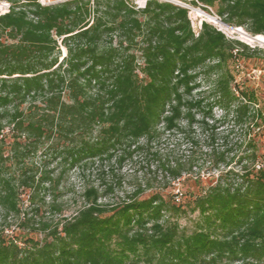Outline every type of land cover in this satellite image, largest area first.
<instances>
[{
	"label": "trees",
	"instance_id": "16d2710c",
	"mask_svg": "<svg viewBox=\"0 0 264 264\" xmlns=\"http://www.w3.org/2000/svg\"><path fill=\"white\" fill-rule=\"evenodd\" d=\"M172 1L264 36V0ZM0 2V134L12 133L7 156L0 141V210L18 216L20 188L35 203L69 170L96 165L103 181L60 230L39 222L50 231L41 241L19 248L0 236V264H264V103L234 75L256 49L206 22L195 33L188 9L166 0ZM172 138L185 155L158 148ZM41 148L59 160L55 179L27 162ZM127 162L150 181L216 174L185 207L197 214L191 231L173 220L186 210L156 192L141 198L140 186L99 202Z\"/></svg>",
	"mask_w": 264,
	"mask_h": 264
},
{
	"label": "rangeland",
	"instance_id": "374dc122",
	"mask_svg": "<svg viewBox=\"0 0 264 264\" xmlns=\"http://www.w3.org/2000/svg\"><path fill=\"white\" fill-rule=\"evenodd\" d=\"M63 0H40V3H54ZM146 0H132L133 4L137 8H143ZM188 2L189 0H184ZM180 2V1H176ZM188 7V17L191 23V27L195 33L200 30L202 22H206L214 26L217 30L222 32L228 39H233L243 43L249 50L256 49L257 52L253 58L246 60H239L234 66V75L237 82H244L247 86L252 87L260 101V105L264 103V62L262 56L264 54V40H258L256 36H252L246 32L245 28L228 27L220 21V19L214 14L213 10H210V14L204 12L200 8L193 7L186 3L180 2ZM6 4L0 2V14L6 12ZM193 9V10H191ZM197 10L202 14L212 17V20L219 22L222 26H217L212 23L207 17L195 12ZM216 25V26H215ZM264 39V36H261ZM246 52V51H245ZM218 115L219 113L216 112ZM12 133L8 128L0 134V141L4 140L5 156L8 154L9 143L11 142ZM259 146V167L264 165V126L258 131L256 137ZM158 148L162 150L174 149L176 156L185 155V151L188 149L186 143L181 142L177 138H172L166 141H162L158 145ZM41 148L35 155L31 156L27 162L29 165H33V169L39 176L42 172L51 174L52 179H55L60 173L62 167L59 166V160L54 158L53 152L45 153ZM143 164L127 162L122 167L115 171L120 180L118 185L114 187V192L106 198L99 200L102 204L108 206H115L117 204L126 201V196L130 195L135 189L140 186V190L143 191L144 198L151 193H159L166 199L172 201L181 209L186 210L187 203H190L195 197L202 194L203 190L215 179V173L208 174L201 172L200 181L195 180L192 176H184L179 180L170 181L169 179H163L161 175H155L153 181H150L154 175L145 176V172L140 171ZM145 167V166H144ZM151 171L153 168L150 169ZM97 166L90 167L84 174L78 170H69L59 180L57 184L54 182L53 186L46 184L44 187L46 191L41 192L39 200L35 203H31L28 199V192L19 189V209L20 214L4 216V213L0 210V236L6 240L14 241L19 248H22L26 244L25 240L41 241L50 233V231H41L39 229V222H45L51 229L59 227L65 221H69L73 218L79 210H81L86 204L83 198L84 191L89 187H94L102 193V179L98 176ZM204 172V173H203ZM214 174V175H213ZM213 175V176H212ZM110 178V177H109ZM107 178L104 184L110 183V179ZM150 183L152 188H148L146 183ZM54 205H58V209L54 208ZM180 215H175L173 220L178 223L181 228L191 231L193 222L197 217V214H191L189 211H185ZM33 220L28 223V220ZM50 229V230H51ZM50 235V234H49Z\"/></svg>",
	"mask_w": 264,
	"mask_h": 264
},
{
	"label": "bare ground",
	"instance_id": "6f19581e",
	"mask_svg": "<svg viewBox=\"0 0 264 264\" xmlns=\"http://www.w3.org/2000/svg\"><path fill=\"white\" fill-rule=\"evenodd\" d=\"M191 10H193V9H191ZM195 12H197V13H199L200 15H202V16H205V17H207L212 23H214V24H216L217 26H222L219 22H216V21H214V20H212V17L211 16H208V15H205V14H202L201 12H199V11H197V10H194ZM215 25V26H216ZM257 37V39L258 40H264L261 36H256Z\"/></svg>",
	"mask_w": 264,
	"mask_h": 264
},
{
	"label": "water",
	"instance_id": "95a60500",
	"mask_svg": "<svg viewBox=\"0 0 264 264\" xmlns=\"http://www.w3.org/2000/svg\"><path fill=\"white\" fill-rule=\"evenodd\" d=\"M166 1H169V2L175 3V4H177V5H180V6L184 7V8H186V9H188L187 6H185L184 4H181L180 2H176V1H172V0H166ZM5 6H7V5H5ZM223 24H224V23H223ZM224 25H226V24H224ZM226 26H228V25H226ZM228 27L230 28V26H228Z\"/></svg>",
	"mask_w": 264,
	"mask_h": 264
}]
</instances>
